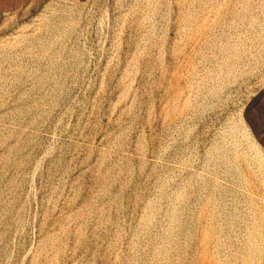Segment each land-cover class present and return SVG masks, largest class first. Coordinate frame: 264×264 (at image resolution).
<instances>
[{"label": "rangeland", "instance_id": "rangeland-1", "mask_svg": "<svg viewBox=\"0 0 264 264\" xmlns=\"http://www.w3.org/2000/svg\"><path fill=\"white\" fill-rule=\"evenodd\" d=\"M0 264H264V0H0Z\"/></svg>", "mask_w": 264, "mask_h": 264}]
</instances>
